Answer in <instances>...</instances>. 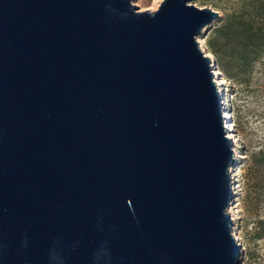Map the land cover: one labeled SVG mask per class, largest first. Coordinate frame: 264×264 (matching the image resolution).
Returning <instances> with one entry per match:
<instances>
[{
    "label": "water",
    "instance_id": "obj_1",
    "mask_svg": "<svg viewBox=\"0 0 264 264\" xmlns=\"http://www.w3.org/2000/svg\"><path fill=\"white\" fill-rule=\"evenodd\" d=\"M134 1L0 0V264L243 262L221 13Z\"/></svg>",
    "mask_w": 264,
    "mask_h": 264
},
{
    "label": "rangeland",
    "instance_id": "obj_2",
    "mask_svg": "<svg viewBox=\"0 0 264 264\" xmlns=\"http://www.w3.org/2000/svg\"><path fill=\"white\" fill-rule=\"evenodd\" d=\"M161 1L135 0L133 3L138 5V10H156ZM193 2L199 7H213L223 16L231 1ZM219 23L218 18L213 26L204 28L198 36L201 47L214 58L207 42L213 28ZM216 70L221 73L216 74V80L224 79V95L221 94L223 102L227 101L224 110H231L227 118L230 124L228 132L232 131L236 140L233 146L237 149L236 160L231 167L235 172L234 177L231 173V177L236 194L229 210L233 207V216L236 217L233 233L241 246L243 262L240 264H264V160L261 154L264 150V60L256 63L253 73L247 75L243 82L228 78L219 67Z\"/></svg>",
    "mask_w": 264,
    "mask_h": 264
},
{
    "label": "trees",
    "instance_id": "obj_3",
    "mask_svg": "<svg viewBox=\"0 0 264 264\" xmlns=\"http://www.w3.org/2000/svg\"><path fill=\"white\" fill-rule=\"evenodd\" d=\"M230 1L207 44L225 75L243 82L264 60V0Z\"/></svg>",
    "mask_w": 264,
    "mask_h": 264
},
{
    "label": "bare ground",
    "instance_id": "obj_4",
    "mask_svg": "<svg viewBox=\"0 0 264 264\" xmlns=\"http://www.w3.org/2000/svg\"><path fill=\"white\" fill-rule=\"evenodd\" d=\"M207 54L208 55H211L210 53H207ZM214 71H215V73L220 74V72L218 70H214ZM216 81H217V84L219 86V90H220L221 94L224 95L223 88H222V83L224 82V79H222V80L217 79ZM224 103H227V101L225 100ZM223 115L226 118V123H227L226 126L228 128L230 124H229V120H227V118L229 117L230 113L227 112V110H225V112L223 113ZM228 133H229L228 134V137H230L232 139V143H233V146H234L235 145V142H236V140H235V134L232 131H229ZM235 152H237V149H235ZM231 173H232V177H234V175H235L234 168L231 169ZM233 189H234V192L236 194V191H235L236 190V187L233 186ZM232 210H233V207H231L229 211H230V213L232 215V218L235 220L236 217L233 216L234 215V212H232ZM237 240H238V237H237Z\"/></svg>",
    "mask_w": 264,
    "mask_h": 264
}]
</instances>
